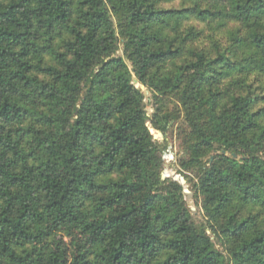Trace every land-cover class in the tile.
<instances>
[{"label":"trees","instance_id":"obj_1","mask_svg":"<svg viewBox=\"0 0 264 264\" xmlns=\"http://www.w3.org/2000/svg\"><path fill=\"white\" fill-rule=\"evenodd\" d=\"M0 264H264V0H0Z\"/></svg>","mask_w":264,"mask_h":264},{"label":"rangeland","instance_id":"obj_2","mask_svg":"<svg viewBox=\"0 0 264 264\" xmlns=\"http://www.w3.org/2000/svg\"><path fill=\"white\" fill-rule=\"evenodd\" d=\"M138 88L145 94V103L147 105L148 115L151 117L154 110L152 106L151 94L148 90L137 85ZM151 119H149L148 127L151 129L154 138L159 142H163L165 139L163 135L159 132H156L151 126ZM167 140V149L163 153L162 157L164 160V170L163 175L167 177L166 179H171L179 182L184 190H188L189 196L186 194V200L191 208L192 221L195 225L200 226L204 222V217L200 207L195 203L194 193L191 190V185L186 182L185 176L180 172V159L185 157L183 140L181 136V125L177 124L171 128L166 137ZM168 171V172H167ZM166 173L168 175H166Z\"/></svg>","mask_w":264,"mask_h":264},{"label":"water","instance_id":"obj_3","mask_svg":"<svg viewBox=\"0 0 264 264\" xmlns=\"http://www.w3.org/2000/svg\"><path fill=\"white\" fill-rule=\"evenodd\" d=\"M167 177H165L164 175H162V180L164 181ZM184 194H186L187 196H189V192L188 190H184Z\"/></svg>","mask_w":264,"mask_h":264}]
</instances>
